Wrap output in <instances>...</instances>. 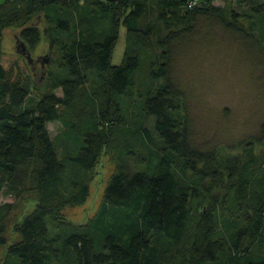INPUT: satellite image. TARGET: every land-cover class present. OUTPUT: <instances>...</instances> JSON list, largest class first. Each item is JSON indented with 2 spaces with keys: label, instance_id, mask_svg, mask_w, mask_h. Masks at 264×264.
Listing matches in <instances>:
<instances>
[{
  "label": "trees",
  "instance_id": "obj_1",
  "mask_svg": "<svg viewBox=\"0 0 264 264\" xmlns=\"http://www.w3.org/2000/svg\"><path fill=\"white\" fill-rule=\"evenodd\" d=\"M189 2L0 0V38L19 30L15 53L0 46V244L15 206L1 198L37 194L3 264H264V122L224 153L196 144L173 73L176 46L204 19L264 49V0H236L247 13ZM122 26L126 48L116 66ZM42 42L50 53L45 86L32 57ZM35 91L43 92L37 100ZM123 99L139 100L157 148L148 127L125 122ZM56 121L62 130L52 138ZM114 138L125 149L98 215L52 231L58 210L86 202L90 174Z\"/></svg>",
  "mask_w": 264,
  "mask_h": 264
},
{
  "label": "rangeland",
  "instance_id": "obj_2",
  "mask_svg": "<svg viewBox=\"0 0 264 264\" xmlns=\"http://www.w3.org/2000/svg\"><path fill=\"white\" fill-rule=\"evenodd\" d=\"M216 5L230 4L237 12L247 13L248 5H239L236 0H215ZM249 27L247 17L240 19ZM19 30L7 28L0 38V46L6 53H15ZM256 32V37L259 38ZM264 46V43H263ZM251 41L242 40L236 34L226 31L220 24L211 20H201L196 33L185 38L176 46L174 78L186 94V109L190 119L192 136L196 144L220 148L222 153L229 147L249 141L259 134L264 122V49L254 50ZM126 48V29L122 26L112 64L121 65ZM35 80L40 86L46 85V69L42 58L50 57L48 45L42 42L32 51ZM33 92V99H39ZM62 96V91L57 90ZM138 99H123V118L128 126L148 127L157 148L158 136L152 129V119L142 115L137 105ZM54 138L61 130L59 121L48 125ZM125 138V137H124ZM127 140H133L127 136ZM123 138H114L104 149L97 166L90 174L89 196L81 205H69L56 212L51 218L52 231L79 229L95 218L102 206L107 184L117 172L120 153L125 149ZM138 146V145H137ZM138 148L144 155L149 152ZM37 194L30 191L23 198L2 197L1 202H11L15 206L9 216L6 244H0V264H3L7 246L19 241L18 225L37 205Z\"/></svg>",
  "mask_w": 264,
  "mask_h": 264
},
{
  "label": "built area",
  "instance_id": "obj_3",
  "mask_svg": "<svg viewBox=\"0 0 264 264\" xmlns=\"http://www.w3.org/2000/svg\"><path fill=\"white\" fill-rule=\"evenodd\" d=\"M198 1H199V0H190V2H189V7L191 8V7L196 6L197 3H198Z\"/></svg>",
  "mask_w": 264,
  "mask_h": 264
},
{
  "label": "water",
  "instance_id": "obj_4",
  "mask_svg": "<svg viewBox=\"0 0 264 264\" xmlns=\"http://www.w3.org/2000/svg\"><path fill=\"white\" fill-rule=\"evenodd\" d=\"M18 42V41H17Z\"/></svg>",
  "mask_w": 264,
  "mask_h": 264
}]
</instances>
